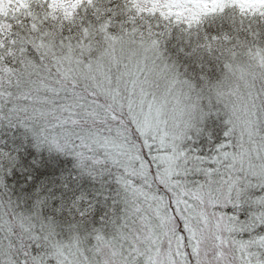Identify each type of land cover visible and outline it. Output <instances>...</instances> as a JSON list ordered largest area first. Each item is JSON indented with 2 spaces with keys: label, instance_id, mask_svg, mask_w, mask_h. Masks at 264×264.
<instances>
[{
  "label": "snow or ice",
  "instance_id": "1",
  "mask_svg": "<svg viewBox=\"0 0 264 264\" xmlns=\"http://www.w3.org/2000/svg\"><path fill=\"white\" fill-rule=\"evenodd\" d=\"M0 264H264V0H0Z\"/></svg>",
  "mask_w": 264,
  "mask_h": 264
}]
</instances>
